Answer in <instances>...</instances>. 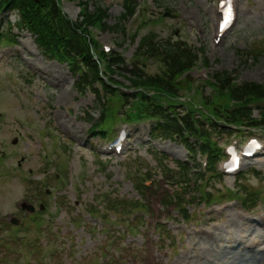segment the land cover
Instances as JSON below:
<instances>
[{"label":"rangeland","instance_id":"rangeland-1","mask_svg":"<svg viewBox=\"0 0 264 264\" xmlns=\"http://www.w3.org/2000/svg\"><path fill=\"white\" fill-rule=\"evenodd\" d=\"M79 1L63 0L64 9L73 20L77 19L81 10ZM87 1L91 10L101 4L108 8L110 25H114L124 12L123 0ZM216 1L140 0V12L146 11L145 20L135 16L126 23V28L130 32L139 30L141 35L151 33L158 38L174 41L181 39L196 49H204V59L208 62L206 68L211 75L223 70H237L234 74L239 81L264 84V42L261 41L264 38V0H239L238 22L218 46L213 42L217 21ZM166 11L173 13V16H163ZM158 15L163 16V19L157 20ZM18 17L16 11L0 12V30L5 32L7 22H15ZM90 30L101 41L118 43L117 51L124 53L127 61H136L138 38H124L109 30L100 31L99 27H90ZM15 32L19 34L18 42L10 51L8 49L4 52V59L0 64V226L3 224L8 228L5 220L13 216L24 221L29 214L22 206L25 207L29 201L38 210L39 202L42 201L47 207L43 209L44 212L36 210L35 218L39 220L38 228L41 229L39 223L50 220L52 224L48 229L59 231L55 239L48 242L52 247L63 250V259L56 264H99V261L90 263L93 259L87 263L80 260L82 256L99 252V244L107 245L103 248L108 257L109 249L113 250L112 257H118L121 248L128 246L130 242L135 243L131 244L133 246H141L144 239L138 231L127 234L118 248L112 246L111 240L105 239L109 232L108 222L114 224L115 221L114 228L123 229L133 219L130 211L115 210H110L108 218H105V208L113 209L111 205H115L118 198L138 197L132 177L148 179L144 172L148 166L152 167L156 163L152 157V148L167 152L177 159L188 160L186 145L173 138L151 141L146 134L148 128L142 123L140 126L143 138L136 139L123 155L96 156L93 152H96L95 148L103 138L92 134L89 112L93 113L95 122L100 116L98 98L92 90L81 94L69 65L48 57L31 32L25 29ZM249 48L259 57L254 59L241 54L243 51L250 52L247 51ZM142 63L149 73L160 70V59L145 60ZM202 68L205 67L199 64L188 72V78L193 80L194 85L202 82L196 77L198 70ZM128 76L127 71L120 70L116 71L114 77L129 85ZM211 92L212 89L208 87L202 94L209 96ZM254 115L259 117L258 109ZM122 123L123 121H119L112 128L113 135ZM87 134L90 135L89 138L92 137L89 140L92 144L81 146V137ZM232 138L228 133L219 132L214 139L225 145ZM196 158L202 157L198 153ZM129 159L130 162H135L129 165ZM57 166L64 171L62 176L67 181L66 185L60 183V178L54 181L51 179L50 182L54 185L49 188V194L45 195L42 186L37 188L36 183H28V179L38 181L53 175L58 170ZM248 168H255L261 174L257 176L249 170L244 181L249 187L264 189V155L260 159L249 161L244 169ZM210 181L209 189L216 193L217 190L228 191L232 188L234 191L237 178L230 176ZM92 206L102 209L92 212L95 217H100L98 222L86 210ZM149 206L156 213H163L159 209L161 203ZM197 206H189L190 212L201 210L200 216L188 223L189 226L186 223H170L177 235L173 244L165 237L166 245L159 250L154 245H149L152 264H264V228L256 227L247 219L248 215L257 213L260 206L253 212H245L240 202L227 215L216 218L210 224L202 221L204 205ZM137 208L142 210L141 214L149 212L146 208ZM169 209L173 212L171 206ZM106 220L111 221L105 223ZM154 221L150 218L140 229L149 231L152 238L157 239L159 233L154 227ZM196 226L212 230L218 241L208 240L207 232L194 235ZM15 228L17 227L12 226L4 230L3 236L13 238L12 232L27 233L29 238L40 237L41 242L46 244L49 230L38 233L36 224H30L28 231ZM182 231L185 234L183 238L178 233L182 234ZM250 243H256V248L248 249L247 245ZM18 250L24 253L20 264H28L29 256L25 255L24 247H18ZM137 250L134 248L129 256L121 258V264H150L144 257L147 253L139 254ZM50 253L51 249H47L43 252V257L47 258ZM134 254L138 255L137 260ZM3 256L0 249V257ZM32 262L43 263H39L37 259ZM0 264L8 262L0 258Z\"/></svg>","mask_w":264,"mask_h":264},{"label":"trees","instance_id":"trees-1","mask_svg":"<svg viewBox=\"0 0 264 264\" xmlns=\"http://www.w3.org/2000/svg\"><path fill=\"white\" fill-rule=\"evenodd\" d=\"M10 5L20 13L18 28L26 27L31 30L36 35L39 46L50 56L58 59H63L64 56L72 58V69L75 74H78L77 87L82 91L90 88L97 92L98 106L101 109L100 117L94 123L97 134L103 132L102 129L107 127L111 121H115L120 112L128 120L152 116L157 118V125L152 130V140L180 135L194 153H196V149L201 152L209 151L210 164L206 172H203L198 162L194 163L197 166H193L187 161L182 162L165 152L152 148V157L156 163L152 167L148 166L145 172L148 179L151 180L150 186L146 185L144 180L132 177L133 185L140 197L116 199V204L111 205L116 211L129 210L131 206H155L158 202H163L183 206L182 212L188 216L187 208L190 204L196 201L200 202L213 194L211 190L204 189L208 187L204 184L206 179L209 177L212 179L213 176L219 175L215 164L220 154V146L214 140L213 134L222 130L226 131L231 125L264 124L263 108L260 109L262 121H257L253 117L255 109L253 104L256 102V98L264 95V85L261 83L256 81L236 82L235 75L223 70L215 75L218 91L206 96L205 103L190 93V85L185 80L184 73L194 65L197 52L179 40H156L153 36L141 37L137 47L138 60L133 63L132 68H127L126 61L120 54L114 56L110 67L113 72L127 71L129 73L128 80L132 87L138 90L137 93L133 97L120 96L115 89L109 86L100 77L99 63L95 59V53H102V51L90 30L83 25L98 22L104 30H116L124 38L128 37L125 22L136 13L138 0H123L124 12L114 25L106 23L108 8H103L101 5L90 11L85 3L81 23L73 21L67 16L62 9L60 0H40L39 3L37 0H2L0 7L8 8ZM43 8L48 9L47 14H42ZM9 34L13 35L11 30ZM129 35L133 40L136 38V35ZM60 45L65 48L64 54H61L58 49ZM251 49L247 50L250 52L243 51L241 54L254 59L259 57ZM77 55L84 57L86 70H82L80 67ZM139 58L144 60L160 59V70L149 73ZM116 68L120 70H116ZM97 82H101L102 93L96 88ZM163 100L171 103L167 109L162 106L161 101ZM234 101L237 105L233 107ZM178 103L182 107L181 110H178ZM196 112L207 117V121L197 118L201 124L200 129H197L194 124L193 118H195ZM89 116L92 120L94 119L93 115L89 114ZM187 135L194 137L196 141L202 140L201 144H191ZM134 162L128 160L129 165ZM250 171L257 176L261 174L255 169ZM246 178L245 174H242L238 179V184L242 185L245 190V203L250 201L246 205L253 207L256 205L259 191L249 187L244 181ZM49 180L50 177L43 181H36L37 188L43 184H49ZM209 182L211 181L209 180L208 184ZM167 185L171 186L173 193L169 191ZM91 208L96 209L95 206ZM91 208L90 210H92ZM162 208L165 209L166 205H162ZM54 236L55 232H50L48 240H53ZM118 242H120V238L115 235V244ZM160 243L162 244L163 241L160 240ZM25 246L28 248V252H33L36 257H39L45 245L37 239L35 241L28 240ZM131 249L134 248L131 247ZM131 249L129 247L125 251L126 254H129ZM145 257L150 261L149 255H145ZM109 264H119V262L113 260Z\"/></svg>","mask_w":264,"mask_h":264},{"label":"bare ground","instance_id":"bare-ground-1","mask_svg":"<svg viewBox=\"0 0 264 264\" xmlns=\"http://www.w3.org/2000/svg\"><path fill=\"white\" fill-rule=\"evenodd\" d=\"M228 32H229V31H228ZM228 32H227V33H228Z\"/></svg>","mask_w":264,"mask_h":264}]
</instances>
